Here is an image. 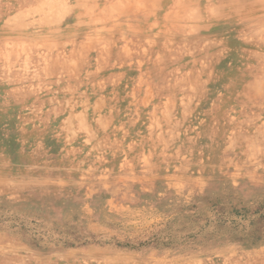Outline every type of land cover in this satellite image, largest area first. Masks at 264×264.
Returning <instances> with one entry per match:
<instances>
[{"label": "rangeland", "instance_id": "obj_1", "mask_svg": "<svg viewBox=\"0 0 264 264\" xmlns=\"http://www.w3.org/2000/svg\"><path fill=\"white\" fill-rule=\"evenodd\" d=\"M0 264H264V0H0Z\"/></svg>", "mask_w": 264, "mask_h": 264}]
</instances>
